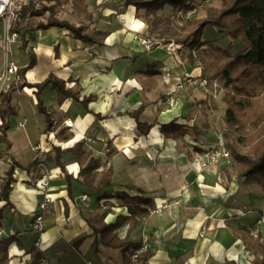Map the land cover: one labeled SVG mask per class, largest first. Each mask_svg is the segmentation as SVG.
I'll return each mask as SVG.
<instances>
[{"label": "crops", "instance_id": "obj_1", "mask_svg": "<svg viewBox=\"0 0 264 264\" xmlns=\"http://www.w3.org/2000/svg\"><path fill=\"white\" fill-rule=\"evenodd\" d=\"M58 10L61 19L84 25L90 34L105 33V45L89 47L70 31L52 27L36 32V42L29 41L25 51L20 43L15 45L14 55L28 59V54L34 52L36 65L26 73L28 83H41L53 74L65 81L72 79L70 86H80L81 100H95L88 106L91 113L72 100L59 106L56 93L48 87L40 99L55 119L49 130L45 117L36 110V90L26 87L15 93L19 113L8 132L11 149L4 153L23 166L38 164L28 171H15L11 207L4 208L0 240L17 236L5 257L0 255V264H35L40 254L33 246L26 247L19 235L22 219L28 218L31 224L45 194L51 196L52 202L43 212V256L51 264H122L118 241L126 237L134 244L144 237L149 239L151 258L145 264H253L257 255L263 258L262 250L255 248L258 238L250 235V229L258 227V221L263 219L258 228L259 244L264 248V201H241L244 195L238 190V182L228 177L225 168L230 160L206 165L204 150L209 145V132L199 129L202 114L196 108L203 104L196 102L207 103L206 99L214 96L212 88L208 92L190 89L178 94L177 105L164 104L181 76L202 75L189 50L183 48L177 55L161 47L144 51L139 38L152 36L144 22V11L117 0H65ZM170 10L166 8L167 12ZM117 14L123 18V24ZM16 61L20 67L29 63ZM216 97L222 101L221 94ZM142 104L147 107L141 122L154 125L143 136L138 133L136 120L127 114ZM65 119H71L74 128L68 129L71 138L61 142L55 131L63 127ZM173 120L195 129L179 140L166 139L160 127ZM86 138L94 142L90 144L92 151L84 147L87 152L101 164L110 163L103 166V170L113 171L109 192L123 191L152 199L146 207L150 212L147 219L137 218L138 223L131 229V220L124 221L114 232L117 238L104 242L97 241L91 224L99 227L115 222L119 215L130 217L128 207L117 199L98 202L85 187L75 183L69 193L64 174L48 160L54 146L66 149ZM5 147L0 144V152ZM62 159L68 173L76 177L81 167L74 156L64 154ZM10 162V157L0 158V177ZM42 178L48 184L44 191L36 188V182ZM83 195L88 196L87 201H82ZM241 202L253 205L247 210L253 214L251 217L245 218L246 206L241 208ZM3 205L0 202V209ZM7 219L16 220V225L8 229L4 225ZM24 228L26 232L32 231L31 225ZM32 233L36 241L38 234Z\"/></svg>", "mask_w": 264, "mask_h": 264}, {"label": "trees", "instance_id": "obj_2", "mask_svg": "<svg viewBox=\"0 0 264 264\" xmlns=\"http://www.w3.org/2000/svg\"><path fill=\"white\" fill-rule=\"evenodd\" d=\"M221 1L220 6L213 4V0H126L123 5L134 6L137 11H144V22L152 36L164 44L172 42L179 44L181 46L179 51L182 48L188 49L192 59L196 58L200 61L202 76L218 79L222 83V88L225 90L223 101L226 104L223 116L225 145L239 166L237 177L242 178L246 183L258 185L262 192L253 193L250 197L254 202H262L264 201V0ZM64 3L65 0H28V3L22 7L21 17L15 27L20 35L19 43L22 51L27 49L29 41L36 42V32L52 27L70 31L75 39L89 47L105 45L107 38L105 33L90 34L84 25L73 24L58 16V8ZM167 7H170V12L166 11ZM188 11L195 12L192 16L186 17L185 14ZM201 11L204 15L197 14ZM209 26L218 28L220 34L231 39L226 48L216 45L215 40H204V32ZM236 41L239 43L235 44ZM193 50H195V55ZM232 50L238 51L232 53ZM28 59V65L20 67L18 71L20 89L28 87L36 90L35 95L38 99L36 110L45 117L49 130L53 128L55 119L40 99V95L48 87L56 93L59 106L67 100H72L91 113L88 106L95 100V97H84L81 100V87L70 86L72 79L65 81L50 74L41 83H28L26 73L36 65L34 52L28 54ZM16 92L14 84L7 91L0 92V144L6 146L5 150L0 152V158L5 156L11 158L8 170L3 177H0V202H4L0 209V224L3 221L4 208L11 207L10 195L13 184L16 182V169L28 171L33 165L38 164L35 162L23 166L15 157L4 153L11 149L8 132L14 118L19 113L18 104L14 100ZM146 107V104H142L137 110L127 113L136 120L137 130L141 136L147 135L154 126L140 120ZM96 118L100 119L101 116L96 115ZM68 129L63 125L55 131L56 138L61 142L69 140L71 133ZM194 129L195 127L190 128L187 125L178 124L176 120L160 127L163 136L170 140H179L190 135ZM197 134L200 135L198 132ZM84 147V142H77L66 149L54 146L53 156L48 160L54 162L64 174L69 185V193L72 192V184L75 183L85 187L98 202L117 199L125 203L130 217L119 215L115 222L102 223L99 227L91 224L97 241L116 239L114 232L124 221L131 220V229L138 223L137 218L147 219L149 217L150 212L146 207L151 205L152 199L144 195L130 196L123 191H117L114 194L109 192V188L113 187L112 169L103 170L101 161L92 157ZM64 154L73 155L79 163L81 169L76 177L68 173L66 163L62 159ZM138 192L144 193L140 190ZM16 236L0 240V255L5 257L8 247L15 242ZM259 240L260 235L255 248L264 253ZM138 246L139 244L128 241L127 237L118 241V248L123 257L122 264H128L130 252ZM150 258L151 254L146 253L143 258L144 264ZM253 264H264V257L259 258L257 255Z\"/></svg>", "mask_w": 264, "mask_h": 264}, {"label": "built area", "instance_id": "obj_3", "mask_svg": "<svg viewBox=\"0 0 264 264\" xmlns=\"http://www.w3.org/2000/svg\"><path fill=\"white\" fill-rule=\"evenodd\" d=\"M122 4L126 0H117ZM26 4L25 0H0V52L2 54V64L0 65V92L7 91L10 89L11 85L14 84L17 93L22 90H26V88L20 89V79L18 77V71L20 66L14 57L13 48L20 41V35L15 30V27L21 17L22 7ZM195 11H188L185 16L190 17L194 14ZM117 18L121 24L124 23L123 18L117 14ZM139 44L143 48L144 51H150L153 48L161 47L166 49L170 54L177 55L179 46L174 42L164 44L161 40L156 38L155 36L143 37L139 38ZM195 55V51H193ZM195 60V65L197 67H201V63L198 59ZM217 80L209 79L205 76H193L184 74L178 80L176 84L175 90L165 101V105L168 107H173L178 104V94L188 91L190 89H198L202 92L210 91L212 87L213 95L217 94ZM63 125L68 127L69 130L74 128V123L71 119H65ZM85 146L90 148V144L94 143L91 138L85 139ZM231 154L225 145V141L223 139L222 134L219 135L215 146L211 148H207L204 151V158L207 163H218V161L222 158L229 159ZM103 166H109L110 163L105 161L102 163ZM48 184L45 181V178H42L36 182V188L38 190L44 191L47 188ZM82 201H87L88 196L83 195ZM52 202V198L49 194H45L43 199L39 201L37 206V213L34 212L32 215L31 229L38 234V238L36 239L33 248L35 252L39 253L40 256L35 261V264H51L50 261L43 256L45 249L43 248L42 236L45 232V223L43 212L46 211L49 204ZM263 219H261L262 221ZM261 221H258V227L261 224ZM258 227L250 229V235L254 238H259L260 230ZM150 249V241L147 237H144L139 246L136 249H133L128 256V264H144V255L149 252ZM87 264H92L88 262Z\"/></svg>", "mask_w": 264, "mask_h": 264}, {"label": "rangeland", "instance_id": "obj_4", "mask_svg": "<svg viewBox=\"0 0 264 264\" xmlns=\"http://www.w3.org/2000/svg\"><path fill=\"white\" fill-rule=\"evenodd\" d=\"M221 0H213V4L220 6L221 5ZM59 9V8H58ZM58 12L60 13V10H58ZM198 15H204V12L201 11L199 13H197ZM48 15V14H46ZM39 18H37L38 20ZM25 24V23H24ZM223 37H222V36ZM204 40H209V41H217L216 45H220L223 48H226L227 45L231 42V39L228 36H225L224 34H220L219 29L209 26L206 28L205 32H204ZM239 43V41H236L235 44ZM176 45H178L181 49V46L177 43H175ZM183 49V48H182ZM178 50V52H180ZM195 51V50H193ZM238 50H232V53H235ZM240 51V50H239ZM15 58L22 64L24 61H27L29 59H23V57L21 55H18L17 53L14 55ZM15 59V60H16ZM18 63V62H17ZM201 68V67H200ZM217 80V95L221 94L222 95V101L219 100V98L217 99V97L215 96H211L210 98L206 99L207 103H205V101L202 100H198L196 103L198 105V103H202L203 107L202 108H196V111H199L200 114H202V118L199 121L200 122V127L199 129L202 131V133L209 132V145L208 148H211L213 146H215L217 139L219 137L220 134H222L223 136V131L225 129V123L223 121V115L225 113L226 110V104L223 101V96L225 93V90H223L222 88V83H220ZM212 88V87H211ZM197 96L199 95L198 92L195 93ZM217 100V102H215L214 100ZM209 102H210V106H209ZM262 103V102H261ZM260 105H262L263 103ZM206 105V106H205ZM259 105V106H260ZM216 110V111H215ZM191 113V112H189ZM200 116V115H199ZM224 139V137H223ZM205 151V150H204ZM249 151V150H248ZM230 160V164H228L225 168H228L227 174L228 177L233 179L234 181L238 182L239 188L238 190L240 191L241 195L245 198V200L243 199V197H241V201L243 202H249V198L251 199L250 195H252L253 193L258 194L261 193L262 190L260 189V187H258V185L254 184V183H250V182H244L242 178L237 177V171L239 169V166L236 164V162L234 161V159L232 157H230L229 159L227 158H222L220 159L218 162H220L221 160ZM206 165H209V163H206ZM241 202V208H244V205ZM243 206V207H242ZM246 207L244 208L245 210V215H246V219L251 217L253 214H251L250 212H248L247 210L252 209L253 205H245ZM242 215V214H241ZM23 217V216H22ZM4 219V217H3ZM16 220H14V222L10 221L9 219H7V221H5L4 225L7 226L8 229H11L13 226L16 225ZM20 221V220H19ZM30 220L28 218H23L22 219V223H21V227H22V233L19 235L20 236V241L29 248H32V246L35 243V235H33L34 233H32V231H27L25 230V226L28 227L30 226ZM2 228H4L2 226ZM35 232V231H33Z\"/></svg>", "mask_w": 264, "mask_h": 264}]
</instances>
